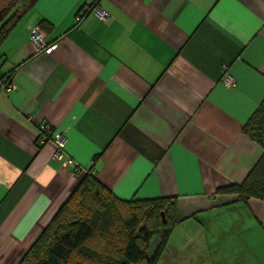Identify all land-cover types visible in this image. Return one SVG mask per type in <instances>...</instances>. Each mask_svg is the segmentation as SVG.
<instances>
[{
  "label": "crops",
  "instance_id": "crops-1",
  "mask_svg": "<svg viewBox=\"0 0 264 264\" xmlns=\"http://www.w3.org/2000/svg\"><path fill=\"white\" fill-rule=\"evenodd\" d=\"M89 1L27 0L0 46V264L20 263L88 173L120 199L175 198L202 237L222 214L223 241L264 264V200L218 192L263 154L243 125L264 98V0H99L106 19L81 16ZM40 123L65 134L78 171Z\"/></svg>",
  "mask_w": 264,
  "mask_h": 264
},
{
  "label": "trees",
  "instance_id": "trees-1",
  "mask_svg": "<svg viewBox=\"0 0 264 264\" xmlns=\"http://www.w3.org/2000/svg\"><path fill=\"white\" fill-rule=\"evenodd\" d=\"M28 9L27 0H10L0 9V46ZM243 133L263 147V154L242 182L218 192L233 195V202L264 200V98L243 125ZM174 199H120L88 173L19 264H157L173 219L181 221ZM155 236L158 244L149 253Z\"/></svg>",
  "mask_w": 264,
  "mask_h": 264
},
{
  "label": "rangeland",
  "instance_id": "rangeland-1",
  "mask_svg": "<svg viewBox=\"0 0 264 264\" xmlns=\"http://www.w3.org/2000/svg\"><path fill=\"white\" fill-rule=\"evenodd\" d=\"M214 216L211 219H201L204 227L202 228L203 237L199 230H195L194 232V228L191 225H184L185 223L180 225L183 220H178L180 221L178 222L176 219H173L174 224L171 235L164 246L157 264H243L244 254L240 250L239 245L236 244V238L232 239L231 246L223 241L225 236L223 235V228L228 224H223L222 214ZM163 219L166 220L165 214ZM237 220L233 219L229 227L232 233L238 232L236 226L240 225V222ZM206 239L210 242V248L213 246L220 252L213 255L209 252L204 253L205 243L203 240ZM158 241V236H155L151 240L149 253L154 252ZM74 260H79V257H74Z\"/></svg>",
  "mask_w": 264,
  "mask_h": 264
},
{
  "label": "built area",
  "instance_id": "built-area-1",
  "mask_svg": "<svg viewBox=\"0 0 264 264\" xmlns=\"http://www.w3.org/2000/svg\"><path fill=\"white\" fill-rule=\"evenodd\" d=\"M98 3L97 0H90L87 5H85L83 11L81 12V16L86 14L90 10H95L96 14L101 19H106L109 17V14L102 10L101 8L97 7ZM79 16V18L81 17ZM31 39L33 43L37 44L39 48H42L43 46L47 45L46 37L42 33L41 29L39 27H35L32 34ZM222 79L224 83L229 87H234L236 85V79L235 77L227 71L226 66L223 67V76ZM9 88L10 86H6L4 82L0 81V88ZM39 128L41 132H43L48 138V140H51L55 144V153L54 158L61 162L64 166L72 168L73 172L78 171L79 167L75 159L71 156H69L66 152V144H67V138L64 133L62 132H56L51 133L50 128L44 124L40 123ZM46 138H42L41 142H44Z\"/></svg>",
  "mask_w": 264,
  "mask_h": 264
},
{
  "label": "water",
  "instance_id": "water-1",
  "mask_svg": "<svg viewBox=\"0 0 264 264\" xmlns=\"http://www.w3.org/2000/svg\"><path fill=\"white\" fill-rule=\"evenodd\" d=\"M162 215L164 216V212H162ZM166 220L164 219V222H165Z\"/></svg>",
  "mask_w": 264,
  "mask_h": 264
}]
</instances>
